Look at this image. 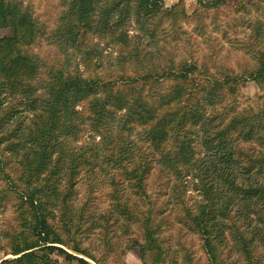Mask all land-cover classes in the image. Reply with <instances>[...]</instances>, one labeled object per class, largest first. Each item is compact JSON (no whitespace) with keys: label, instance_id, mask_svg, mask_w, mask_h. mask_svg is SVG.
<instances>
[{"label":"trees","instance_id":"trees-1","mask_svg":"<svg viewBox=\"0 0 264 264\" xmlns=\"http://www.w3.org/2000/svg\"><path fill=\"white\" fill-rule=\"evenodd\" d=\"M183 1L62 0L63 52L44 60L33 48L46 28L22 1L0 0V264H58L41 248L105 264L83 244L93 229L144 264H172L173 210L209 264H264V108L237 110L242 83L264 92V47L258 31L241 70L214 56L148 67L145 41L186 18ZM107 48L114 68L102 66Z\"/></svg>","mask_w":264,"mask_h":264},{"label":"rangeland","instance_id":"rangeland-1","mask_svg":"<svg viewBox=\"0 0 264 264\" xmlns=\"http://www.w3.org/2000/svg\"><path fill=\"white\" fill-rule=\"evenodd\" d=\"M27 6L32 14L46 28V32L40 37L39 42L33 48L34 54L38 58L48 60L49 56L55 54L61 55L59 42L54 34V29L58 23L60 14L64 9L62 0H20ZM165 6L174 7L179 0H164ZM184 11L186 18H178L176 22L167 19L162 24L156 39L145 41L147 56V65L151 68H163L171 62L199 60L203 61L207 57L214 56L217 64L222 68L231 67L236 70L252 67L254 63V52L249 47L253 35L259 31V35L254 42L258 47H264V0H245L243 7H237L235 4L223 6L219 9L203 8L199 0H184ZM181 6H176L175 11H180ZM117 54V53H116ZM105 58L102 59V66L116 67V59L111 55V48L103 51ZM114 64V65H112ZM104 75L105 70H102ZM46 73L42 72L40 78L36 81L42 84ZM165 84V83H164ZM238 96L237 110L246 114L257 112L264 108V92L254 81H247L240 86ZM40 92H44L41 88ZM32 114L29 112V116ZM30 119V117H28ZM27 119V120H28ZM88 140V134L83 137ZM7 157L12 158L9 151ZM4 158V155H2ZM156 179L152 178L149 184L150 190L157 188ZM105 189L100 190V194ZM199 191L194 189L188 191L193 203L199 198ZM98 199V203L104 206L106 202L104 197ZM108 203V201H107ZM173 210L171 219L173 226L166 232L173 253L172 264H209L208 256L202 248L200 237L192 232L182 231L186 235H180L176 213ZM4 215L0 214V219ZM135 229L132 227L131 232ZM111 239L101 234L99 230L93 229L84 236V246L91 248L105 264H144L136 249L122 250L119 247L120 240L113 233H110ZM108 239L110 242H105ZM108 243L112 244L109 247ZM40 254L50 255L58 264H79L77 261H68L65 256L57 251H51L45 248L37 250ZM187 256V258H186ZM4 254L0 253V261ZM10 256H6L7 258ZM92 264L96 262L90 260ZM241 264H245L240 260Z\"/></svg>","mask_w":264,"mask_h":264}]
</instances>
